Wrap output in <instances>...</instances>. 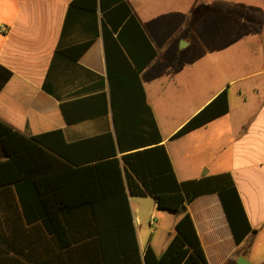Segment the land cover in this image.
I'll use <instances>...</instances> for the list:
<instances>
[{"label":"trees","instance_id":"16d2710c","mask_svg":"<svg viewBox=\"0 0 264 264\" xmlns=\"http://www.w3.org/2000/svg\"><path fill=\"white\" fill-rule=\"evenodd\" d=\"M98 12L109 97L101 92L79 99L85 109L76 115L68 114L63 104L61 110L65 121L72 123L105 114L110 108L122 154L116 155L111 134L105 133L96 138L110 140L109 154L105 151L95 160L77 159L69 151L74 144L65 141L61 129L25 135L0 119V146L5 155L0 159V264H208L187 205L201 194L216 193L239 243L252 227L233 177L223 171L181 181L176 178L139 79L156 49L127 0H71L64 24L74 14L91 15L96 21ZM93 39L57 45L53 58L76 63ZM121 73L134 76L138 98L129 101L126 95L114 93V78ZM11 75L0 63V90ZM43 88L51 91L45 82ZM228 109L227 89L222 88L170 139ZM138 124L146 125L141 137ZM126 135L132 138L129 143L124 141ZM147 195L155 198L158 208L179 214L174 234L160 254L150 244L140 250L133 223L129 196Z\"/></svg>","mask_w":264,"mask_h":264},{"label":"crops","instance_id":"0c3cea01","mask_svg":"<svg viewBox=\"0 0 264 264\" xmlns=\"http://www.w3.org/2000/svg\"><path fill=\"white\" fill-rule=\"evenodd\" d=\"M70 1L0 0V28H5L0 31V63L12 71L0 90V119L25 135L61 129L65 141L74 144L69 151L77 159L95 160L93 158L105 151L109 154L110 140L96 136L110 133L116 155L120 157L122 152L116 145L110 108L105 114L72 123L65 121L61 110L63 104L68 114L76 115L85 109L81 106L85 102L79 99L101 92L109 97L110 91L99 12L96 21L91 15L74 14L65 25ZM132 11L157 52L139 73V79L176 178L181 181L229 171L252 227V231L236 243L218 195L205 193L195 197L187 210L208 264H237L239 257L249 264H264V85L253 86L251 95L239 88L237 103L233 106L228 98L229 109L225 114L170 139V135L222 87L174 127L166 129L156 104L163 88L161 91L160 85V90L154 87L159 75L157 58L160 53L149 31ZM91 36H94L93 41L76 63L61 56L53 58L57 45L64 47ZM111 68L114 72L113 61ZM257 74L264 75V68ZM44 82L51 91L43 88ZM138 89L134 76L129 78L121 73L120 78H114V93L126 95L129 101L139 97ZM94 106L97 107V103ZM142 129L145 131L146 125L138 124V137ZM124 141L129 143L132 138L126 135ZM0 151V159H3L1 146ZM135 197L140 196H129V202L139 248L142 251L150 244L155 253L160 254L174 234L179 214L158 208L152 196H141L150 199L147 206ZM160 229L167 234L162 243L154 241L152 236L149 239L144 236L149 230L153 234Z\"/></svg>","mask_w":264,"mask_h":264},{"label":"rangeland","instance_id":"374dc122","mask_svg":"<svg viewBox=\"0 0 264 264\" xmlns=\"http://www.w3.org/2000/svg\"><path fill=\"white\" fill-rule=\"evenodd\" d=\"M128 1L160 53L154 87L163 88L156 104L166 129L221 87L234 106L239 88L251 95L264 85V0ZM166 235L144 234L157 243Z\"/></svg>","mask_w":264,"mask_h":264},{"label":"water","instance_id":"95a60500","mask_svg":"<svg viewBox=\"0 0 264 264\" xmlns=\"http://www.w3.org/2000/svg\"><path fill=\"white\" fill-rule=\"evenodd\" d=\"M182 209H185V205H182ZM237 264H249L243 257H239L237 260Z\"/></svg>","mask_w":264,"mask_h":264},{"label":"built area","instance_id":"2783aa9c","mask_svg":"<svg viewBox=\"0 0 264 264\" xmlns=\"http://www.w3.org/2000/svg\"><path fill=\"white\" fill-rule=\"evenodd\" d=\"M4 30H5V28H4V27L0 28V31H4Z\"/></svg>","mask_w":264,"mask_h":264}]
</instances>
